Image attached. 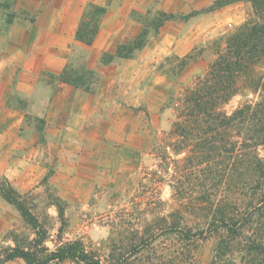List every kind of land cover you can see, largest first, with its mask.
<instances>
[{
	"label": "rangeland",
	"instance_id": "obj_1",
	"mask_svg": "<svg viewBox=\"0 0 264 264\" xmlns=\"http://www.w3.org/2000/svg\"><path fill=\"white\" fill-rule=\"evenodd\" d=\"M222 2L0 0V177L38 217L51 250L60 239L80 240L104 264H171L176 254L178 264L213 261L217 235L187 241L171 226L206 229L210 203L239 186L204 171L194 150L177 151L172 130L186 94L252 16L246 1ZM101 6L99 31L85 45L78 29ZM164 14L195 15L161 24ZM143 31L146 43L133 58L113 57ZM65 69L85 88L61 82ZM263 97L242 88L220 110L231 115ZM258 153L264 160V146ZM34 237L0 193V257ZM233 258L247 264L238 252Z\"/></svg>",
	"mask_w": 264,
	"mask_h": 264
},
{
	"label": "trees",
	"instance_id": "obj_2",
	"mask_svg": "<svg viewBox=\"0 0 264 264\" xmlns=\"http://www.w3.org/2000/svg\"><path fill=\"white\" fill-rule=\"evenodd\" d=\"M221 1L220 7L246 1L251 5L252 16L228 38L226 51L219 55L194 89L186 94L172 133L179 138L177 151L194 150L200 158V165H206L204 171L215 172L216 178L223 184L239 187L231 197H224L217 204L210 203L212 207L205 217L206 229L192 232L174 224L170 233L187 241L205 240L217 235L219 240L210 264H236L233 258L235 252L240 253L247 264H264V160L258 153V148L264 146V97L255 104L243 105L231 115L220 110L242 88L264 91V75L258 72L260 67H264V0ZM217 7L215 4L208 11ZM106 11L107 6L96 7L81 23L77 37L82 43L92 45ZM194 15L164 14L159 23L175 18L189 19ZM146 40L147 32L143 31L129 44L118 47L113 57L133 58L144 47ZM88 73L93 75L91 71ZM60 80L85 88L83 79L71 78L66 69L61 73ZM215 158L222 164L219 170L211 169ZM0 193L35 230V237L28 246L16 244L5 248L0 264L19 259L26 264L65 261L104 264L80 240L63 242L60 239L55 249L51 250L46 246L47 231L42 223L5 177H0ZM59 209L63 216L62 208ZM173 258L171 264H178L177 254ZM186 264L193 263L186 261Z\"/></svg>",
	"mask_w": 264,
	"mask_h": 264
},
{
	"label": "crops",
	"instance_id": "obj_3",
	"mask_svg": "<svg viewBox=\"0 0 264 264\" xmlns=\"http://www.w3.org/2000/svg\"><path fill=\"white\" fill-rule=\"evenodd\" d=\"M42 52V51H41ZM48 61H46V63H48V65H50V63H51V60H49V59H47ZM41 68L43 69V68H45V62H44V65H41ZM61 87H63V89H64V87H67L66 85H63V86H61ZM68 88V87H67ZM67 90V89H66ZM68 90H70V89H68ZM62 92V91H61ZM70 92V91H69ZM57 94H60V93H57ZM62 97V96H61ZM54 101L56 102V103H58L59 101H60V98L59 97H55L54 98Z\"/></svg>",
	"mask_w": 264,
	"mask_h": 264
}]
</instances>
